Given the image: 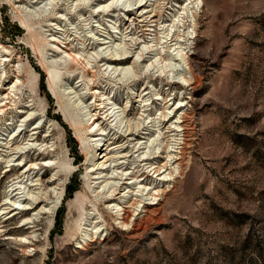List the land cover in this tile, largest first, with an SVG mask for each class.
<instances>
[{
    "label": "rangeland",
    "instance_id": "obj_1",
    "mask_svg": "<svg viewBox=\"0 0 264 264\" xmlns=\"http://www.w3.org/2000/svg\"><path fill=\"white\" fill-rule=\"evenodd\" d=\"M39 1L0 0V231H27L9 214L35 197L29 215L53 205L54 215H39L26 255L0 232V264H264V0ZM180 50L201 76L195 89L179 83ZM118 55L129 58L116 65ZM178 104L194 125L180 173L166 157L181 143ZM165 161L174 182L151 170L124 188L128 173ZM113 170L123 185L108 197L95 177ZM123 194L158 201L160 218L120 227L106 201ZM94 222L98 238L80 242Z\"/></svg>",
    "mask_w": 264,
    "mask_h": 264
},
{
    "label": "bare ground",
    "instance_id": "obj_2",
    "mask_svg": "<svg viewBox=\"0 0 264 264\" xmlns=\"http://www.w3.org/2000/svg\"><path fill=\"white\" fill-rule=\"evenodd\" d=\"M202 1V0H201ZM32 2H36V3H39L40 1L39 0H32ZM119 0H112L111 1V5H114V7H117L118 5H119ZM144 5V4H143ZM142 5V6H143ZM141 6V4L140 5H138V8H141L142 7ZM113 7V6H112ZM123 8V7H122ZM196 21H195V26H196ZM144 32V31H143ZM168 37V36H167ZM135 40V39H134ZM174 40V39H173ZM134 42H136V41H134ZM171 42V41H170ZM94 44V43H93ZM134 44H136V43H134ZM150 47L149 46H147L146 47V49L145 50H148ZM184 49V48H183ZM190 49V48H189ZM151 50V49H150ZM191 50H192V48H191ZM131 51V50H130ZM182 51L183 50H180V51H177V52H179L178 53V55L180 56V58L183 60V62H184V66H186V68H187V72H188V74H189V76H186V75H184L183 76V81H181V82H179V83H182V85L183 86H185V87H190L189 89H195L196 87H197V85H199L200 84V82H201V76H200V74L198 73V71H197V69H196V66L194 65V62L192 61V58H191V55L188 53V51H186V53H182ZM149 52V51H148ZM148 52H146V53H148ZM128 54V53H127ZM177 55V54H176ZM175 55V56H176ZM116 56V55H115ZM115 56H113V57H111L110 58V60H113L114 61V63L116 64V65H123L127 60H128V56L127 57H124V56H121L120 57V55H118L119 57H115ZM155 56V55H154ZM101 57H105V56H101ZM140 58H145V51L143 50V49H140L139 50V52H137V54H136V59H135V62L137 63L138 62V60L140 59ZM157 58V57H156ZM176 59H178V58H176ZM144 60V59H143ZM157 60H159V62L161 63V71L163 72V73H165V68H166V66H167V64L165 63V61L162 59V58H160V56H158V59ZM174 60V59H173ZM180 60V59H179ZM42 63V62H41ZM42 65L43 66H45L43 63H42ZM150 65L153 67V68H155V66H157V65H155V63H154V61H150ZM45 69H49V67H45ZM161 72V73H162ZM167 72V71H166ZM186 74V73H185ZM55 77V76H54ZM50 79L48 80V89H49V92L50 93H52L53 95H57L56 93V82L54 83V81H53V75H51L50 74V77H49ZM0 79H1V77H0ZM181 85V86H182ZM148 93V92H147ZM59 96V95H58ZM156 97H158V99H159V95L158 96H156ZM156 99V98H155ZM172 99V98H171ZM164 102H163V104H168V102H169V100H163ZM170 104V103H169ZM146 105V103H144V105L143 106H145ZM185 106V105H184ZM166 107H164L163 109H165ZM168 108H170V107H168ZM181 109V111L179 112L180 114H182V115H180L179 114V117L177 118V120H178V122H179V127H181V143H179L180 144V146H179V150H178V152L176 151V154L175 155H167L166 157H168V158H171V159H173L174 161L173 162H175L176 163V167H177V171H178V173H180V171H181V168H182V165H183V161H184V156H185V154H186V152H187V148L190 146V136H191V133H192V131H193V115H192V112L191 111H188V109H183L182 110V107H181V104H178V107L176 108V112H178L179 110ZM172 111H173V109H172ZM184 111H186V112H184ZM24 113H27V111H23ZM29 116H31V113H29L28 114V121H31L33 118L32 117H29ZM67 117V116H66ZM175 117V115H173L172 117H170L169 116V114L167 113V111H165V110H163L162 111V115H161V119L159 120L160 122V124H162V127L163 126H166V125H168L167 126V128L169 129L170 127H171V120L173 119ZM65 119V118H64ZM68 119V118H67ZM110 119V118H109ZM108 119V120H109ZM26 120V119H25ZM69 121V120H68ZM144 122H141V120H137V122L135 123V126H134V128H136V129H141V130H147L148 129V127H146L145 128V125L143 124ZM169 123H171V124H169ZM141 126H142V128H141ZM146 126H148V125H146ZM37 128H41V127H36L35 129H37ZM129 128V127H128ZM130 128H131V126H130ZM165 128V127H164ZM166 129V128H165ZM128 130V129H127ZM22 132V131H21ZM165 132V131H164ZM178 132V131H177ZM34 133H37V131H35ZM75 133H76V136L78 137V138H80L79 137V135H78V132L75 130ZM51 134V133H50ZM145 134V133H144ZM175 134V133H174ZM173 134V135H174ZM176 135V134H175ZM18 136V135H17ZM16 136V137H17ZM47 136H49V134H45L44 136H43V138H44V140H45V138L47 137ZM30 137V136H29ZM37 138V136L35 137V138H33V139H36ZM15 139V138H14ZM32 139V140H33ZM147 139V138H146ZM44 140H41L42 142L44 141ZM136 140V139H135ZM166 140V139H165ZM139 143L140 142H142V141H140V140H137ZM15 142H17V141H15ZM154 142V141H153ZM143 143V142H142ZM178 145V144H177ZM148 146V145H147ZM8 148H10V150L12 151V150H14V149H17V148H19L18 147V145L16 146L15 145V147L13 148V147H8ZM29 148L30 149H35V150H37V147H35L34 145H30L29 146ZM24 149V148H23ZM30 149L29 150H27V151H25V152H23V153H26V152H29L30 151ZM45 149H47V147L46 148H44L42 151H39L38 152V154H37V157L35 158V160H38L39 158V156L41 155V154H43L44 152V150ZM46 151V150H45ZM169 152V151H168ZM8 155L10 156V154L8 153ZM105 156H107L106 154L104 155V157ZM155 156L156 155H154L153 156V158L152 159H154L155 158ZM42 157V156H41ZM103 157V158H104ZM163 157H164V155H163ZM150 157H148V158H145V159H149ZM42 159V158H41ZM143 160H144V158H143ZM155 160V159H154ZM171 161V160H170ZM172 162V161H171ZM153 163L154 162H151L150 164H149V167L151 168V169H149V170H144V171H142V174H140V175H138L137 173H138V170L137 171H132L131 173H128L129 174V179H127V178H123V179H127L126 181L127 182H124V184H126V186L124 187V188H126V187H128L129 186V184L131 183V184H134V185H137L138 183H141V181H143L145 178L147 179L148 177H149V174H150V172H151V170H152V174H155L156 173V176L158 175L160 178H161V176H162V179H164V181H165V183H171V182H174V180H175V178L173 177V170H171L170 169V167H168L167 166V164H169L167 161H165V162H163V163H161V164H159V165H153ZM34 164H36V163H34ZM41 164V163H40ZM40 164H38V165H40ZM117 164V167L116 168H118V167H120V166H118L119 165V163H116ZM18 166H19V164H18ZM42 166H43V164H42ZM45 166V165H44ZM114 166H116V165H114ZM113 166V167H114ZM112 167V168H113ZM164 167V170H161L162 168ZM109 168V167H108ZM145 169V168H144ZM168 169V172H167V174L169 175V177L167 176V178H166V170ZM176 171V170H175ZM143 172H146L147 174H146V176L144 177V178H139L140 176H142L144 173ZM165 172V173H164ZM101 173V172H100ZM100 173L98 174V176L97 177H95V178H104V180H105V182H106V184H111L112 186H110L109 187V189H110V196H108V197H111L112 195L113 196H115V191L116 190H119L120 188H121V186L123 185V183L121 184V185H119V187L117 186L119 183L118 182H115V181H117V179H122V176H123V174L124 173H122V172H117L116 170H113L110 174L109 173H106L105 175H103V177L101 176L102 175V173H101V175H100ZM120 174V175H119ZM163 174V175H162ZM161 175V176H160ZM118 176H120V177H118ZM15 179V178H14ZM108 179H114L113 181H110V180H108ZM104 180H103V182H104ZM128 180H131V181H129L128 182ZM108 181H110L109 183H108ZM163 181V180H162ZM40 185H42V184H40ZM142 185V184H141ZM118 187V188H117ZM149 187V186H148ZM137 188H139V187H137ZM142 189H144V187L142 188ZM129 190V189H128ZM154 191V190H153ZM108 192H109V190H108ZM127 192V191H126ZM141 194L143 193V190L140 192ZM146 194H148L149 195V200H154V199H156L157 197H163V195H165L166 194V190L165 189H157V192L156 193H154V192H147ZM134 195H136L137 196V192H134ZM144 195V194H143ZM126 196H127V194H123L122 196H121V200H118L117 202H112L111 200H113V198L112 199H110V200H108V201H106V202H108V204L109 205H111V204H113L112 205V208H114L113 210L115 211V217H114V222L117 224V225H119L120 227H127V229H128V227L130 228L129 230H130V232L131 233H135V232H137V231H140V230H145V227L148 225V223L149 222H152L153 220H155V219H159L160 218V215H161V204L157 201V202H145V201H143V200H145V199H142V198H137V197H132L133 196V194L129 197V198H127L126 199ZM139 196V195H138ZM108 197H106V198H108ZM37 198L38 197H35V198H33L32 199V201H28V204H27V206H25L24 207V210L25 211H23V210H14L11 214H9V216H15V215H19V214H23L22 216H24V217H22L23 218V220H24V222H22V226L21 227H23L22 229H24V228H26V230L27 231H25V230H18V232H20V234H17L16 236H13L12 234H9L8 233V231L5 229V230H1L0 232H3V231H7L6 232V234H4V236H5V239H8L15 247H17L21 252H22V254H24V255H26V253H27V250L29 249V247H33V249H35V246H36V244H37V240L35 239L36 238V236H34L33 235V232H35V231H37L38 229H36L37 228V222L39 221V215L41 216V213L42 214H47L48 215V217H53V215H54V210H52L53 209V207H54V205L53 206H51V207H49V208H47V209H43V211L41 212V213H38L39 215H36V214H31V215H29V212H28V210L31 208V206H28V205H34V204H36V200H37ZM160 198V199H161ZM59 200V198L57 199V201ZM115 200V199H114ZM56 201V202H57ZM56 204V203H55ZM36 206H34L33 207V209L35 208ZM111 207V206H110ZM139 207H141V209H138ZM139 211V212H138ZM27 215H29V216H27ZM94 223H96V222H94ZM83 225H85V224H83ZM83 227V226H82ZM82 229L84 230V234L83 235H80L81 237H82V240L80 241V242H82V243H84V244H86L87 242H91V241H94L95 240V238H98L97 237V235L100 233V226L96 223L94 226H92L91 227V229H89V228H80L79 229V231H81L82 232ZM30 230V231H29ZM23 231H25L24 233H22ZM101 232H102V230H101ZM98 233V234H97ZM81 244V243H80ZM37 247V246H36ZM29 251V250H28Z\"/></svg>",
    "mask_w": 264,
    "mask_h": 264
}]
</instances>
